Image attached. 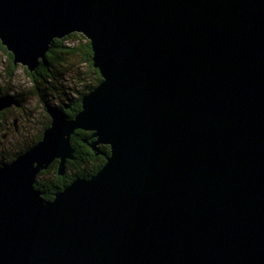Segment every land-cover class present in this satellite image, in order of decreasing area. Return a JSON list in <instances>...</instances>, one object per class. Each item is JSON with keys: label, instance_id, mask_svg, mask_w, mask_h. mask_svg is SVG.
<instances>
[{"label": "water", "instance_id": "1", "mask_svg": "<svg viewBox=\"0 0 264 264\" xmlns=\"http://www.w3.org/2000/svg\"><path fill=\"white\" fill-rule=\"evenodd\" d=\"M71 33L101 81L0 165V264H264V0H0L28 71ZM77 129L109 154L47 200Z\"/></svg>", "mask_w": 264, "mask_h": 264}, {"label": "trees", "instance_id": "2", "mask_svg": "<svg viewBox=\"0 0 264 264\" xmlns=\"http://www.w3.org/2000/svg\"><path fill=\"white\" fill-rule=\"evenodd\" d=\"M0 49L7 58V65L4 67L5 75L12 78L19 65L13 63L12 54L7 51L1 42ZM81 64L87 65L93 73V82L87 85L89 92L101 81V77L98 70L92 65V50L89 40L81 33H71L63 38L53 39L49 50L45 53L44 58L40 59L35 70L28 71L24 67V71L31 81V93L43 105L45 110L46 106L61 108L64 115L70 118L81 109V98L84 94H80L75 99L70 100L68 98V103H64L63 100L59 101V105H52L51 103L55 93L59 94L57 96L60 99L66 98L65 87L61 84L62 80L71 70L77 71ZM81 80L83 81V79ZM8 94L9 92L0 90V95ZM12 96L22 104L23 97L21 94L14 93ZM3 114L4 111H1L0 118ZM49 125L50 121L44 125L32 143L27 144L21 153L36 144L42 138L43 130ZM94 140L91 131L80 129L74 131L70 137V143L74 149L73 159L67 160L65 173L63 175L57 173L58 161L54 160L47 169L40 171L36 177L34 187L42 193L43 198L53 199L57 192L61 191L75 178H90L96 174L106 161L105 156L109 154V146L99 145V149L104 154H96L90 146Z\"/></svg>", "mask_w": 264, "mask_h": 264}, {"label": "rangeland", "instance_id": "3", "mask_svg": "<svg viewBox=\"0 0 264 264\" xmlns=\"http://www.w3.org/2000/svg\"><path fill=\"white\" fill-rule=\"evenodd\" d=\"M6 65L7 58L0 49V90L7 91L11 95L21 94L23 102L20 106L13 104L8 107L0 118V164L10 162L16 154L21 153L27 144L32 143L44 125L51 121L43 105L31 93V81L24 67L19 65L14 76L8 78L4 72ZM78 73H81L79 74L81 76ZM92 82V71L87 65L81 64L77 71L71 70L62 80L66 98L60 99L57 96L59 94L55 93L52 97V105H59V101L62 100L68 103V98L71 100L79 97L80 94L85 95L88 92L87 85Z\"/></svg>", "mask_w": 264, "mask_h": 264}, {"label": "flooded vegetation", "instance_id": "4", "mask_svg": "<svg viewBox=\"0 0 264 264\" xmlns=\"http://www.w3.org/2000/svg\"><path fill=\"white\" fill-rule=\"evenodd\" d=\"M7 109H8V108H7ZM4 110H6V109H4ZM4 110H3V111H4Z\"/></svg>", "mask_w": 264, "mask_h": 264}]
</instances>
